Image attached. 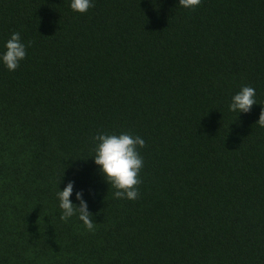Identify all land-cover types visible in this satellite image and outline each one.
I'll list each match as a JSON object with an SVG mask.
<instances>
[{
	"label": "trees",
	"instance_id": "16d2710c",
	"mask_svg": "<svg viewBox=\"0 0 264 264\" xmlns=\"http://www.w3.org/2000/svg\"><path fill=\"white\" fill-rule=\"evenodd\" d=\"M0 0V264H264V0ZM243 86L248 113L230 112ZM139 135L135 200L93 163L98 133ZM82 191L95 231L60 219Z\"/></svg>",
	"mask_w": 264,
	"mask_h": 264
},
{
	"label": "clouds",
	"instance_id": "9594fccd",
	"mask_svg": "<svg viewBox=\"0 0 264 264\" xmlns=\"http://www.w3.org/2000/svg\"><path fill=\"white\" fill-rule=\"evenodd\" d=\"M201 0H178L179 6L185 9H195ZM94 5V0H70V9L78 14L86 13ZM27 55L26 45L22 42L19 32L11 33L0 50V65L9 72L15 71ZM256 90L250 86H243L231 97L228 105L230 112L248 113L253 105H256ZM257 123L264 125V112L261 111ZM94 155L93 163L97 166L98 174L113 189L114 199L135 200L139 195V173L144 161L140 155V149L145 146V141L139 135H131L127 132L119 134L98 133L93 137ZM74 193V183L69 181L63 190L57 192L60 219L68 221L74 216L82 222L89 232L95 231L92 214L88 209V202L84 199L82 191L75 192L74 204L70 197Z\"/></svg>",
	"mask_w": 264,
	"mask_h": 264
}]
</instances>
